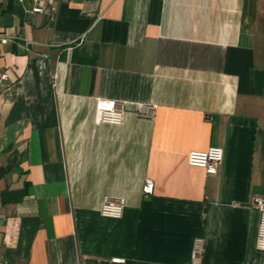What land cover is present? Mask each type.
<instances>
[{
	"label": "crops",
	"instance_id": "obj_1",
	"mask_svg": "<svg viewBox=\"0 0 264 264\" xmlns=\"http://www.w3.org/2000/svg\"><path fill=\"white\" fill-rule=\"evenodd\" d=\"M27 9L0 12L19 38L0 58V264H191L196 238L203 264H264V0ZM98 99L126 105L122 125L96 122ZM210 147L215 176L188 164ZM107 198L120 220L100 215Z\"/></svg>",
	"mask_w": 264,
	"mask_h": 264
},
{
	"label": "built area",
	"instance_id": "obj_2",
	"mask_svg": "<svg viewBox=\"0 0 264 264\" xmlns=\"http://www.w3.org/2000/svg\"><path fill=\"white\" fill-rule=\"evenodd\" d=\"M7 2H14L18 5L29 3L27 13L43 16L54 22L57 20L62 5L67 4L70 0H0V12ZM18 37L9 36L0 33V58L2 57V47L18 40ZM29 42L25 40V46ZM7 78L5 73H0V84ZM156 108L154 106L138 104L135 108V115L144 119H154ZM127 113V107L123 103L113 100L98 99L96 101L95 117L98 124H108L120 126L123 124ZM224 160V150L220 147H210L205 152H190L188 155V164L191 167L202 168L207 175L215 176L219 167ZM153 182L150 179L145 181L143 192L145 195L153 193ZM255 207L260 214L256 248L259 252L264 253V199H257ZM125 211V202L119 198H107L100 209V215L103 218L120 220ZM206 243L203 238H196L193 242L191 252V264H203ZM122 260L113 259L114 263H120Z\"/></svg>",
	"mask_w": 264,
	"mask_h": 264
},
{
	"label": "rangeland",
	"instance_id": "obj_3",
	"mask_svg": "<svg viewBox=\"0 0 264 264\" xmlns=\"http://www.w3.org/2000/svg\"><path fill=\"white\" fill-rule=\"evenodd\" d=\"M263 169H264V158H263V163H262Z\"/></svg>",
	"mask_w": 264,
	"mask_h": 264
}]
</instances>
